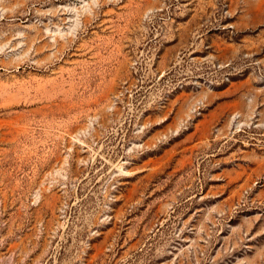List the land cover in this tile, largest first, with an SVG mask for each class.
Segmentation results:
<instances>
[{
	"label": "rangeland",
	"instance_id": "obj_1",
	"mask_svg": "<svg viewBox=\"0 0 264 264\" xmlns=\"http://www.w3.org/2000/svg\"><path fill=\"white\" fill-rule=\"evenodd\" d=\"M0 264H264V0H0Z\"/></svg>",
	"mask_w": 264,
	"mask_h": 264
}]
</instances>
